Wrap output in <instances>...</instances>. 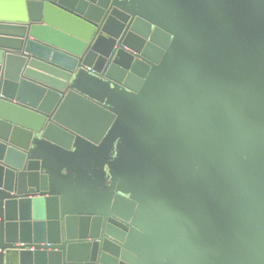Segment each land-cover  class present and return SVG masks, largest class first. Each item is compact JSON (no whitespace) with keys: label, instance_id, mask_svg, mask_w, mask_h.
<instances>
[{"label":"water","instance_id":"95a60500","mask_svg":"<svg viewBox=\"0 0 264 264\" xmlns=\"http://www.w3.org/2000/svg\"><path fill=\"white\" fill-rule=\"evenodd\" d=\"M0 264H264V0H0Z\"/></svg>","mask_w":264,"mask_h":264}]
</instances>
